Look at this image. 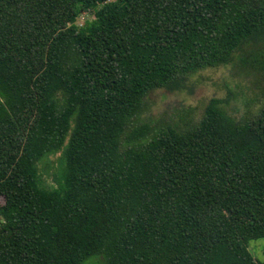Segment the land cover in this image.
I'll list each match as a JSON object with an SVG mask.
<instances>
[{
  "label": "trees",
  "instance_id": "trees-1",
  "mask_svg": "<svg viewBox=\"0 0 264 264\" xmlns=\"http://www.w3.org/2000/svg\"><path fill=\"white\" fill-rule=\"evenodd\" d=\"M258 41L264 0H0V264H264V105L132 127Z\"/></svg>",
  "mask_w": 264,
  "mask_h": 264
},
{
  "label": "rangeland",
  "instance_id": "rangeland-1",
  "mask_svg": "<svg viewBox=\"0 0 264 264\" xmlns=\"http://www.w3.org/2000/svg\"><path fill=\"white\" fill-rule=\"evenodd\" d=\"M96 18L95 12L83 14L77 24L81 27ZM258 42L244 45L228 65L189 75L180 90L163 88L149 93L132 127L147 123L152 127L153 134L168 126L185 129L200 122L213 98H230V103L223 105V108L238 120L257 114L264 105V73L255 62V55L257 59L259 54L264 53V41ZM58 158L59 155L49 157L41 163V167L47 168ZM42 174L48 178L46 172ZM48 182H51L50 177ZM249 250L255 259L264 261V239L251 241ZM97 263L98 257L94 256L84 264Z\"/></svg>",
  "mask_w": 264,
  "mask_h": 264
}]
</instances>
